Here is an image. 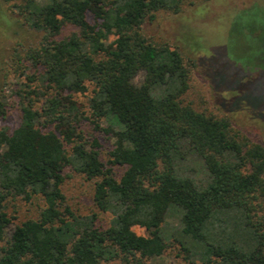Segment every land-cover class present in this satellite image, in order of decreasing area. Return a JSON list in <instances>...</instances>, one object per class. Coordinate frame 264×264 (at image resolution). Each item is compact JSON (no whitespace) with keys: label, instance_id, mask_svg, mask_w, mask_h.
<instances>
[{"label":"trees","instance_id":"1","mask_svg":"<svg viewBox=\"0 0 264 264\" xmlns=\"http://www.w3.org/2000/svg\"><path fill=\"white\" fill-rule=\"evenodd\" d=\"M0 1L16 26L39 32L36 43H17L6 61L0 57V117L13 105L18 111L13 129L0 126V264H149L170 243L196 264H264V146L238 140L225 118L184 100L181 53L142 32L156 11L176 13L191 0ZM260 32L258 2L228 23L219 48L238 81L264 71V42L257 49L252 41ZM202 73L212 88L237 92ZM88 84L89 115L106 121L98 128L112 140L108 161L125 166L118 178L100 160L96 139L87 143L76 129L74 106L64 105V92ZM64 167L93 180L104 226L64 203ZM15 195L38 196L42 206L4 239L5 200Z\"/></svg>","mask_w":264,"mask_h":264},{"label":"rangeland","instance_id":"2","mask_svg":"<svg viewBox=\"0 0 264 264\" xmlns=\"http://www.w3.org/2000/svg\"><path fill=\"white\" fill-rule=\"evenodd\" d=\"M253 2H258L264 7V0H191L185 2L181 10L176 13L156 11L152 20L142 23V32L150 41L166 43L170 47L177 48L181 53L188 73L187 87L182 95L184 100L190 102L199 111L225 118L230 132L238 140H251L264 146V113L257 114L258 110L260 112V109L264 108V74L262 73L264 71H250L246 74L249 80L245 78L238 81L236 78L239 79L240 73L232 72L231 58H227L219 48L225 42L227 26L234 13ZM0 14V57L6 61L13 45L34 44L39 39V32L25 25L16 26L13 22L14 14L9 13L7 4L1 1ZM87 19L92 22L89 13ZM252 41L257 49L261 48L264 32L256 34ZM212 48L218 52L209 55ZM208 55L209 58L204 60ZM202 72L212 78L217 86L233 84L237 92L224 87L212 88ZM134 79H140V73ZM87 87V91H71L69 96L64 92L62 94L64 105L74 106L78 112L76 129L87 143L96 139L100 160L105 167L110 168L111 174L118 178L125 166L108 161L112 140L98 128L106 126V121L100 118L95 122L89 115L87 99L92 85L88 84ZM17 112L14 105L8 108L5 115L0 117V126L13 129L18 121ZM200 172L196 168L195 178L200 179ZM61 175L60 190L64 196V203L75 212L95 213L97 225L104 226L108 215L98 210L93 202V180L86 179L84 175L68 167L61 169ZM41 206L42 200L38 196L30 199H24L20 195L8 196L5 200V211L10 217V222L3 230L4 239L9 236L13 225L25 218H35ZM131 229L136 233H146L137 224L132 225ZM2 244L3 241L0 242V245ZM147 262L196 264L194 261L185 260L174 243H170L161 255L148 259ZM103 264H120V262L113 259L104 261Z\"/></svg>","mask_w":264,"mask_h":264}]
</instances>
